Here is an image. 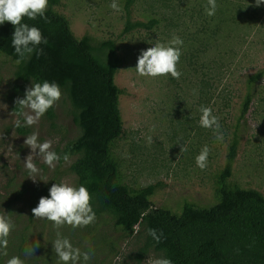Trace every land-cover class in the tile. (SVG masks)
I'll list each match as a JSON object with an SVG mask.
<instances>
[{
	"label": "rangeland",
	"instance_id": "obj_1",
	"mask_svg": "<svg viewBox=\"0 0 264 264\" xmlns=\"http://www.w3.org/2000/svg\"><path fill=\"white\" fill-rule=\"evenodd\" d=\"M116 2L120 12L110 8L112 0H62L56 8L67 15L76 35L89 32L97 41L115 38L125 59L116 75V82L128 91L120 98L125 130L115 148L123 171L134 185L163 183L152 197L156 206L180 212L186 201L211 205L217 201L215 178L226 161L227 144L241 114L244 79L264 66V4L257 7L255 0H250L247 8L236 15V0H216L215 15L208 16L207 0H136L133 21L155 19L157 23L151 29L124 34L126 2ZM173 36L183 40L177 64L180 78L170 74L139 76L135 66L141 50L156 42L167 44ZM15 69L16 63L4 57L0 84V212L10 218L14 227L7 238V249H0V255L6 251L7 262L21 253L24 264H43L51 256L56 259L50 264H63L52 245L59 231L61 238L69 239L82 253L91 252L86 264H147L150 258H163L156 250L141 256L144 237L125 236L112 222L100 221L98 229L87 234V226L72 228L65 224L57 229L51 221L32 217L31 209L41 196H47L54 183L79 187L78 176L71 170L77 156L61 166L56 162L55 168L35 158L39 172L33 180L24 167L31 153L25 139L38 132L40 142L53 141L54 151L76 138L80 129L73 120L72 103L62 90L60 100L54 104L56 116L51 118L47 110L38 124L27 126L29 133H19L15 127L19 121L14 109L19 97L15 90L22 86L24 97L33 83L16 80ZM258 90L251 104L253 109L246 114L247 122L241 125L244 138L233 180L264 192V80ZM201 106L210 107L219 118L223 142L215 139L213 129L200 126ZM27 111L24 108L23 112ZM205 145L210 153L207 167L201 170L196 157ZM181 146L186 150L181 152ZM24 188V197L17 199ZM24 235L27 249L40 242L33 255H25L26 250L21 249ZM106 239L114 242L116 250L104 245ZM80 264H85L82 257Z\"/></svg>",
	"mask_w": 264,
	"mask_h": 264
},
{
	"label": "trees",
	"instance_id": "obj_2",
	"mask_svg": "<svg viewBox=\"0 0 264 264\" xmlns=\"http://www.w3.org/2000/svg\"><path fill=\"white\" fill-rule=\"evenodd\" d=\"M125 2L124 34L155 26V19L133 21L136 0ZM249 3L250 0H236V15ZM61 5L62 0H48L46 20L39 16L34 20L27 17L22 20V23L38 27L47 44L36 46V50L19 63L11 44L14 26L7 21L0 24V84L3 59L7 57L16 63V80H22L24 84L56 82L61 91L67 93L80 134L64 146L58 145L54 151L60 156V166L66 162L65 155L68 160L77 156L71 170L78 176L79 186L84 185L91 194V206L96 215L95 221L87 226V234L97 230L100 221L112 222L125 236L144 237L141 256L156 250L173 264H264V192L233 180L244 138L241 125L246 124V114L259 93L264 66L244 79L246 92L240 101L241 114L236 131L227 144L226 161L215 178L217 201L211 205L186 201L180 212L156 206L152 197L163 183L132 184L115 150L116 140L125 130L120 98L128 93L116 82V75L125 64L117 40L97 41L89 32L76 35L67 15L56 8ZM41 48L43 54L37 56L36 52ZM15 91L19 98H24L22 86H17ZM14 109L20 122L19 127L15 125L17 131L29 133L27 125L21 123L24 108L15 104ZM48 112L51 118L56 116L54 105ZM26 191L22 189L17 199L23 198ZM37 205L38 202L34 207ZM141 220L140 231L134 233L132 225ZM148 229H156L158 234L163 232L159 243L148 235ZM27 245L24 235L21 249L25 251ZM104 245H111V250H116L112 241L106 239ZM55 259L50 256L43 264H50ZM0 264H7L3 253Z\"/></svg>",
	"mask_w": 264,
	"mask_h": 264
},
{
	"label": "clouds",
	"instance_id": "obj_3",
	"mask_svg": "<svg viewBox=\"0 0 264 264\" xmlns=\"http://www.w3.org/2000/svg\"><path fill=\"white\" fill-rule=\"evenodd\" d=\"M264 4V0H255V6L259 7ZM116 12L121 11L120 5L116 0H112L109 5ZM48 8V0H0V24L5 21L10 22L14 26L12 36V47L14 52L19 57L18 63L22 61L26 55L32 54L36 50V46L47 44L46 38L41 30L36 26H29L22 23V20L36 19L38 16L47 17L45 13ZM217 9L216 0H207L205 8L208 16L215 15ZM183 45V40L178 36L167 43L156 42L154 46L148 47L146 50H141L137 57L135 70L139 76L156 78L159 76L171 75L174 79H179L181 76L177 68L181 56L179 46ZM37 56L43 54V49L36 52ZM62 92L60 86L56 82L44 81L43 83H35L28 87L25 91L24 98H16L15 103L21 108H26L29 111L23 112L24 121L27 126L38 124L40 118L47 110L60 100ZM199 124L201 127L213 129L215 139L223 142L224 136L220 131L221 125L219 118L213 115L210 107L201 106ZM16 126H20V122L16 121ZM39 133L33 132L27 136L24 144L31 149V153L25 158L24 167L29 171L30 177L35 180V174L39 172L35 158L39 157L43 163L49 168H55L56 162L60 160V156L52 150V140L45 139L40 142ZM148 142H152L149 136ZM37 149L39 150L37 152ZM186 150L181 146V152ZM210 149L205 145L196 157V164L204 170L207 167L208 156ZM64 160L68 161V156H64ZM33 216L37 219H46L53 222L54 227L59 229L67 224L72 228H80L88 226L96 219L95 212L91 206V194L84 185L79 187L72 186L66 182L54 183L49 189L48 196H41L38 205L31 209ZM132 225V231L138 233L140 224ZM14 225L10 218L0 212V249H7L8 236ZM150 235L157 243L163 237V232L159 234L156 229H148ZM53 250L58 257V260L63 264H80L81 257L86 262L91 258V252H81L79 248L73 247L72 243L67 238H61L57 231V239L53 242ZM40 247V242L36 241L35 246L32 245L26 249L25 255H33L36 248ZM7 255L5 251L3 253ZM7 264H24V261L19 256H13L7 260ZM147 264H173L168 258L148 259Z\"/></svg>",
	"mask_w": 264,
	"mask_h": 264
},
{
	"label": "built area",
	"instance_id": "obj_4",
	"mask_svg": "<svg viewBox=\"0 0 264 264\" xmlns=\"http://www.w3.org/2000/svg\"><path fill=\"white\" fill-rule=\"evenodd\" d=\"M252 102H253V101H252ZM251 106H252V105H251ZM251 106H250V107H251ZM252 109H253L252 107H251V108H249L248 112H249L250 110H252Z\"/></svg>",
	"mask_w": 264,
	"mask_h": 264
}]
</instances>
